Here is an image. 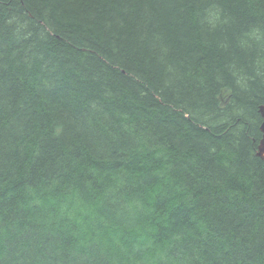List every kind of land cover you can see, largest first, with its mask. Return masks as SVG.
Listing matches in <instances>:
<instances>
[{
	"label": "trees",
	"instance_id": "1",
	"mask_svg": "<svg viewBox=\"0 0 264 264\" xmlns=\"http://www.w3.org/2000/svg\"><path fill=\"white\" fill-rule=\"evenodd\" d=\"M264 0H0V264H264Z\"/></svg>",
	"mask_w": 264,
	"mask_h": 264
},
{
	"label": "water",
	"instance_id": "2",
	"mask_svg": "<svg viewBox=\"0 0 264 264\" xmlns=\"http://www.w3.org/2000/svg\"><path fill=\"white\" fill-rule=\"evenodd\" d=\"M259 113L261 115L262 123H261V133L262 137L259 142L258 146V156L261 157V159H264V105H261L259 107Z\"/></svg>",
	"mask_w": 264,
	"mask_h": 264
},
{
	"label": "bare ground",
	"instance_id": "3",
	"mask_svg": "<svg viewBox=\"0 0 264 264\" xmlns=\"http://www.w3.org/2000/svg\"><path fill=\"white\" fill-rule=\"evenodd\" d=\"M261 106V105H260ZM259 106V107H260ZM259 107H258V112H259ZM259 115H260V113H259ZM260 117H261V115H260ZM262 123V122H261ZM259 129H260V132H261V124H260V127H259ZM261 137H262V133H261ZM261 140V139H260ZM260 142V141H259ZM258 146H259V143H258ZM258 146H257V152H256V156L258 157V158H260L261 159V157H259L257 154H258Z\"/></svg>",
	"mask_w": 264,
	"mask_h": 264
}]
</instances>
